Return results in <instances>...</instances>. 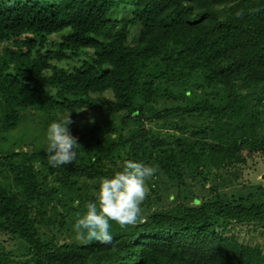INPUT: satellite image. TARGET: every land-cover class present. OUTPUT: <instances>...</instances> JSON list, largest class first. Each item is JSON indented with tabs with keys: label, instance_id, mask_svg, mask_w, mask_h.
Listing matches in <instances>:
<instances>
[{
	"label": "trees",
	"instance_id": "1",
	"mask_svg": "<svg viewBox=\"0 0 264 264\" xmlns=\"http://www.w3.org/2000/svg\"><path fill=\"white\" fill-rule=\"evenodd\" d=\"M0 46V264H264V0H0ZM126 159L158 168L143 222L77 240Z\"/></svg>",
	"mask_w": 264,
	"mask_h": 264
},
{
	"label": "clouds",
	"instance_id": "2",
	"mask_svg": "<svg viewBox=\"0 0 264 264\" xmlns=\"http://www.w3.org/2000/svg\"><path fill=\"white\" fill-rule=\"evenodd\" d=\"M253 11H259L255 9ZM242 12H237L241 16ZM94 120L90 117L89 123ZM73 123L70 114L59 121H53L46 130V142L43 150L47 154L48 163L58 167L72 163L76 159L74 150L78 138L69 128ZM158 171L157 167L132 159L123 161L120 170H116L111 177H102L98 181L99 187L94 192V200L85 202V211L78 215L74 224L76 239L83 243L98 241L109 244L111 223L115 222L121 228L134 226L143 222L141 205L147 197L146 181ZM75 201V205H79Z\"/></svg>",
	"mask_w": 264,
	"mask_h": 264
},
{
	"label": "rangeland",
	"instance_id": "3",
	"mask_svg": "<svg viewBox=\"0 0 264 264\" xmlns=\"http://www.w3.org/2000/svg\"><path fill=\"white\" fill-rule=\"evenodd\" d=\"M1 47V46H0ZM166 104H163V103H160V104H157L156 105V107L157 108H161L163 105H171V102H170V100L169 101H167V102H165ZM174 103H175V105H180L182 102H180L179 100H177V99H175L174 100ZM84 115H86V114H84ZM77 119H79V120H84V119H86V118H79V117H76ZM90 118V117H89ZM91 118L92 119H94V116H91ZM72 119V121H74V119L73 118H71ZM174 119H177V118H174V117H170V118H167V119H165V120H159V122L161 123V122H163V121H165V122H168V121H171V120H174ZM86 120H88L89 121V119L87 118ZM188 122H189V120H188ZM158 130H160L159 132H162V131H164V130H167V131H169V129H164V128H159ZM29 148H30V146L28 145V146H25L24 147V150H29ZM249 163H251V164H249ZM259 164H262L261 163V160H260V158L259 157H257V156H255L253 159H251V160H249V162H248V165L246 166V168H245V171H244V173H246V171H248V172H250L251 171V169L252 168H255V176H253V175H249V177L248 178H251V179H254V181H257V180H264V169H262L260 166H259ZM263 175V176H262ZM236 179H238V177L236 178ZM239 179H241V178H239ZM238 179V180H239ZM241 182V181H240ZM262 187L264 188V183H262ZM242 234V233H241ZM246 238L244 239V240H247V241H250V242H252V243H255V242H260V239L262 238V236L264 237V234H260V233H258V232H256L255 234H253V237L254 238H250L251 236H249L248 234H246ZM249 236V237H248ZM263 247H264V243H263Z\"/></svg>",
	"mask_w": 264,
	"mask_h": 264
}]
</instances>
